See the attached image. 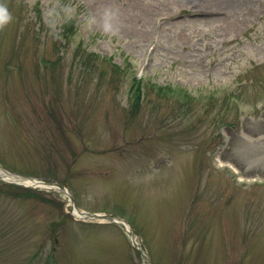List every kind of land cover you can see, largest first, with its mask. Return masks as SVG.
<instances>
[{"label": "rangeland", "instance_id": "rangeland-1", "mask_svg": "<svg viewBox=\"0 0 264 264\" xmlns=\"http://www.w3.org/2000/svg\"><path fill=\"white\" fill-rule=\"evenodd\" d=\"M0 5V264H264V0Z\"/></svg>", "mask_w": 264, "mask_h": 264}, {"label": "clouds", "instance_id": "clouds-1", "mask_svg": "<svg viewBox=\"0 0 264 264\" xmlns=\"http://www.w3.org/2000/svg\"><path fill=\"white\" fill-rule=\"evenodd\" d=\"M10 14L8 13L6 7L0 5V26H3L10 20Z\"/></svg>", "mask_w": 264, "mask_h": 264}, {"label": "bare ground", "instance_id": "bare-ground-1", "mask_svg": "<svg viewBox=\"0 0 264 264\" xmlns=\"http://www.w3.org/2000/svg\"><path fill=\"white\" fill-rule=\"evenodd\" d=\"M0 176L5 177V178L8 179V180L20 181V179H17V178L11 177V176H9L8 174L3 173L1 170H0ZM24 183H26L27 185H29V184H31V185L35 184L33 181H31V179H28V180L26 179V181H25ZM76 213H78V212H76Z\"/></svg>", "mask_w": 264, "mask_h": 264}]
</instances>
